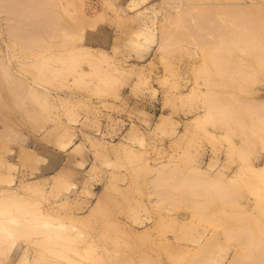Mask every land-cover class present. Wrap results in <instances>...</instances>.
<instances>
[{"label":"rangeland","instance_id":"obj_1","mask_svg":"<svg viewBox=\"0 0 264 264\" xmlns=\"http://www.w3.org/2000/svg\"><path fill=\"white\" fill-rule=\"evenodd\" d=\"M9 1L0 3V56L6 42L11 59L0 60V192L31 204L11 217L34 220L40 209L65 228L50 247L44 233L8 238L0 264H264V177L250 170L264 164V0H176L182 10L175 0ZM180 12L208 44L181 32ZM79 45L99 58L78 72L31 66L46 57L62 67L57 55ZM208 92L238 120L196 125Z\"/></svg>","mask_w":264,"mask_h":264},{"label":"bare ground","instance_id":"obj_2","mask_svg":"<svg viewBox=\"0 0 264 264\" xmlns=\"http://www.w3.org/2000/svg\"><path fill=\"white\" fill-rule=\"evenodd\" d=\"M4 1H6V0H0V3H1V5L4 3ZM9 1V0H8ZM18 1H20L21 2V0H18ZM25 1V0H24ZM166 1V0H165ZM165 1H162L163 3L165 2ZM172 1H174V0H172ZM171 0H170V2H172ZM176 1V0H175ZM174 1V2H175ZM184 1H185V3L188 1H186V0H183L182 2L184 3ZM233 1H235V0H233ZM10 2V1H9ZM8 2V4H10ZM11 2H13V0L11 1ZM16 2H17V0H16ZM23 2V1H22ZM21 2V3H22ZM169 2V0H167L166 1V3H168V4H171L170 6H173L172 4L174 3H170ZM185 3H184V5L183 4H181V1H176L175 3H174V5L175 4H177V5H181L180 7L182 8V5H183V8L185 7ZM165 4V3H164ZM167 4V5H168ZM188 4V3H187ZM190 4H192V3H190ZM218 6H220V5H227V6H230V4H232V2H229V0H224L223 2L221 1V2H218V3H216ZM240 4V3H239ZM239 4H237V6L239 5ZM5 5V4H4ZM12 5H14V4H12ZM177 5H175L174 7L175 8H177L178 6ZM186 6H188V5H186ZM234 6V5H233ZM6 7V6H5ZM7 7H9V6H7ZM10 7H12V6H10ZM180 7H178L179 9H181ZM177 8V10H179ZM182 10V9H181ZM180 10V11H181ZM241 17H246V14H244V13H242L241 15H240ZM189 19H192V17H189L185 12H180L179 14H178V16H175V20L177 21V23L179 24V28H180V30H181V32L183 33V34H185V35H187L188 37H190V38H192L193 40H197V39H199L200 37H202V38H204V40L201 42L202 44H208L207 42L209 41V40H211V38L210 37H207V36H200V35H198V36H195L196 35V31L195 30H193L191 27H189V26H182V25H186L187 24V22H188V20ZM199 20L201 21L202 20V17H200L199 18ZM17 27V26H16ZM16 27H14L13 29H14V31L16 30ZM51 28V27H50ZM50 28H48L49 29V31L51 30ZM64 29L63 30H65V27H63ZM24 29V28H23ZM26 29V28H25ZM10 30V32H13V31H11V29H9ZM19 30V33H22L21 31H20V29H18ZM18 30H17V35H18ZM31 30V29H30ZM29 30V31H30ZM49 31H46L47 33L49 32ZM24 33V32H23ZM26 33V32H25ZM63 33V32H62ZM64 33L67 35L66 36V38L67 37H69L70 36V34H69V31L67 30V28H66V30L64 31ZM50 36H52V31H51V34L50 33H48ZM65 34H63V35H65ZM11 35H12V33H11ZM12 38H14L13 36H12ZM68 39V38H67ZM66 39V40H67ZM32 41V40H31ZM33 43V42H32ZM5 45H6V47H7V52H4V55L2 54V56H0L1 58H0V60H2V57H3V59L5 60H7L8 62H6V63H9V60H11L9 57H7L8 56V54H10V51H9V45H8V43L6 44V42H5ZM167 45H163V47L165 48ZM91 54H93V53H91ZM36 56V55H35ZM85 57H91L92 58V60L90 61V62H96V60H97V58H99L98 56H95V55H89L88 54V51L83 47V45H79V46H75L74 48H67L66 50H65V52H64V54H58L57 55V58L60 60V61H62L63 62V66L62 67H51V66H48V63L46 62V57H43L44 58V60L42 61V59L41 60H39V61H41V62H39L38 60H36V61H34V60H32V61H34V64H33V62L31 63V66H33V67H37V69H38V71L39 72H41V74L42 75H45V74H47V73H54L55 71H57V70H72V71H75V72H78L77 71V67L78 68H80L79 66H78V64L80 65V63L81 62H83L84 61V58ZM212 64L215 66V67H217V68H219V69H229V65H228V63L224 60V59H222V58H220V56L219 55H214L212 58ZM4 60H2V62H4ZM38 61V63H35V62H37ZM4 63H2V65H3ZM5 65L6 64H4L3 65V67L6 69V68H9V67H5ZM8 65V64H7ZM6 65V66H7ZM10 65V64H9ZM35 65V66H34ZM95 67H94V70H97V65H94ZM11 68V67H10ZM4 69V70H5ZM111 69V68H110ZM109 69V70H110ZM9 69H6L5 70V72L7 71V73L9 74V75H11L12 74V76H14V78H12V76H10L11 77V79L12 80H14V81H16V83H17V85H19L20 87H23V86H28L30 83L29 82H27L26 80H23L21 77H18V76H22V75H13V73H9V71H8ZM12 70V69H11ZM80 70V69H79ZM13 71V70H12ZM104 71H106V70H104ZM111 71H113V69L111 70ZM13 72H15V71H13ZM108 73H110V72H108ZM107 72L106 73H101L106 79H110V77H112V75L110 76V74H108ZM17 74H18V72H17ZM20 74V73H19ZM16 76V77H15ZM115 76L113 75V78H114ZM8 78V77H7ZM33 80V79H32ZM112 80V79H111ZM18 89V88H17ZM16 89V90H17ZM48 91V90H47ZM18 94H19V96H21V97H23V96H25L26 95V93H23L22 91H21V89H18V92H17ZM209 94H211V95H209ZM213 93H210V92H208L206 95H208L207 96V98H208V100H206V102H207V104L211 107V109L207 112V113H204V114H199V115H197L196 117H194V119H193V122L197 125H199L200 123V126L203 124V121H204V123H205V121H206V119H207V121L211 118H213L214 116H221V117H223L225 120H227L228 122H232V121H237L238 119L233 115V107L228 103V102H225V101H222L221 100V98L219 97V96H217V95H215V94H213ZM33 95L34 96H36V94H34L33 93ZM45 98V97H44ZM44 100V99H43ZM45 102H46V100H45ZM44 102V103H45ZM252 103L251 102H249V104H248V107L251 105ZM256 105L257 104H255V102H253V105H251L250 106V108H252V112L254 113L255 111H256V109H257V107H256ZM259 108L257 109V111L255 112V113H257V114H260L261 113V109H262V107L260 108V106L259 105H257ZM256 107V109L254 110V108ZM249 108V109H250ZM154 111H152V112H150V114L151 115H153L154 114V112L156 113V111H155V109H153ZM130 116V118L131 119H127L126 121V123H128V124H132V125H134V124H136V125H138L139 126V128H140V126L141 127H145L146 125H145V123L143 122V121H140V120H138V119H136V117H133V116H131V115H129ZM126 118V117H125ZM167 118H169V117H167V115H163V116H161V118H160V120H159V122L157 123V126H158V129H160L161 128V126H163L162 127V129L164 128V124L169 120H167ZM209 118V119H208ZM198 122V123H196V122ZM166 124H168V123H166ZM135 125V126H136ZM138 126H136V127H138ZM130 130V129H129ZM136 138H138V137H135V136H133V139H136ZM71 143V142H70ZM255 170L253 173H257V174H255L254 176H256L257 177V175L260 177L261 176V178H263L264 177V164L262 165V167L261 168H257V167H250V170ZM252 170H251V172H252ZM205 171L206 170H204V173H205ZM199 172V174H201L200 172H203V171H198ZM160 175H162V174H160ZM160 175H158V176H156V177H158V178H156L155 177V179H159L158 180V183H159V181H161V177L162 176H160ZM160 176V177H159ZM166 176L164 175V177H163V181L164 180H166V178H165ZM155 179H154V181H155ZM162 181V182H163ZM155 183V182H154ZM69 184V183H68ZM68 184L66 185V187L68 186ZM73 184V183H72ZM157 184V183H156ZM65 187V188H66ZM72 187V186H71ZM68 189H70V186L68 187ZM2 190V189H1ZM4 191V190H3ZM3 191H1L0 192V215H8L9 213H11V207H15L17 210H19V211H13L12 210V212H17V213H24V212H20V211H22V210H25V209H27L28 207H30V205L31 204H29V203H27V200L25 199V201H23L22 199V196H20V195H18L20 198H18V196H16L17 194H10L9 192L8 193H3ZM66 191V190H65ZM3 193V194H2ZM62 193H63V191H62ZM69 193V192H68ZM67 193V194H68ZM61 194V193H60ZM63 194H65V192L63 193ZM62 194V195H63ZM60 196V197H64V196ZM163 195V194H162ZM69 196V195H68ZM59 197V198H60ZM67 197V196H66ZM22 198V199H21ZM32 211H35V212H38V214H36L35 216H34V220H31V219H26V221L25 222H23L22 220H19V219H17V217L16 216H10V215H12V214H10V215H8V216H10V219L15 223V227H13V228H9L7 225H6V223H5V220L4 219H2L1 217H0V248H1V245L2 244H4V242H5V240H7L8 238H11L12 236H14V235H17V236H19V237H31L32 235H34V234H36V235H38V234H41V233H44L45 234V239L44 240H42V241H39L40 243H43V245H45V246H48V247H50V242H51V240L52 239H55V238H53V234H57L58 235V238H60V237H62V232H61V230L63 229L62 227H64L65 228V224L64 223H54L53 221H51L52 219H53V217L52 218H47V217H45L44 216V214H43V216L41 215V210L39 209V211H38V209H34V210H32ZM34 212V213H35ZM47 216L48 217H50L48 214H47ZM4 234V235H3ZM16 242V241H15ZM15 242H14V246H15ZM18 243V242H17ZM253 246H255V247H253ZM258 247H259V249H258ZM257 247V245H254V244H252V246L250 245V249L252 248V249H256L255 250V253L254 254H256L257 253V251L260 253V252H263L264 251V248L262 249L261 247H260V245ZM252 249H251V251H252ZM258 249V250H257ZM260 249H262L263 251H259ZM253 250V251H254ZM252 251V252H253ZM24 255H26V256H24ZM23 255V259H26V257H27V254H24Z\"/></svg>","mask_w":264,"mask_h":264}]
</instances>
